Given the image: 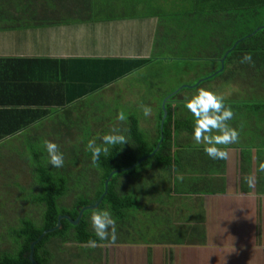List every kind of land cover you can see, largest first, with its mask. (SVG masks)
Listing matches in <instances>:
<instances>
[{
	"label": "trees",
	"instance_id": "16d2710c",
	"mask_svg": "<svg viewBox=\"0 0 264 264\" xmlns=\"http://www.w3.org/2000/svg\"><path fill=\"white\" fill-rule=\"evenodd\" d=\"M171 22L189 24L191 37L201 33L202 39L208 32L199 24H219L213 35L219 44L208 57L217 69L195 87L212 82L217 89L233 87L229 104L237 113L250 109V116L232 121L244 140L227 147L224 160H210L199 146L181 141L191 136V119L178 117L174 107L182 101L175 99L199 79L167 93L151 127L137 109H124L126 119H116L121 103L116 82L163 61L154 49L162 46L164 25ZM147 24H156L150 34ZM50 28L55 34L46 36L54 44L50 40L44 49L39 39L24 43L32 57L0 56V151L13 149L16 173L29 178L27 184L14 177L0 183V244L6 245L0 247V264H30V244L60 216L74 221L80 207L94 204L113 170L119 172L97 209L111 210L115 241L95 237L93 210H86L75 225L60 219L61 228L33 246L37 264H110L104 256L113 251L135 264H264V173L257 170L264 159V0H0V40L12 38L11 48H23L16 37L23 32ZM89 32L104 44L84 41ZM223 35L232 37L221 42ZM51 46L54 54L70 55L47 57ZM246 52L252 61L240 63ZM131 93L126 97L135 107L138 96ZM113 128L126 130L128 142L93 166L87 141ZM44 139L59 145L63 168L47 165ZM245 177H251V186ZM150 181L156 185L147 195ZM14 191L36 210L9 215ZM89 240H96L95 247ZM63 246L73 250L69 257L59 256Z\"/></svg>",
	"mask_w": 264,
	"mask_h": 264
},
{
	"label": "rangeland",
	"instance_id": "374dc122",
	"mask_svg": "<svg viewBox=\"0 0 264 264\" xmlns=\"http://www.w3.org/2000/svg\"><path fill=\"white\" fill-rule=\"evenodd\" d=\"M212 19H215V17L211 16L209 17ZM214 20H212L209 23H213ZM207 33V37L204 39L199 38L203 37L201 33H197V36L192 38L194 34L189 30V24H174V22L167 23L165 24V30H166V35L164 34L162 37V46H159L157 48L158 51H155L154 49V55L157 58H163V61H154L150 63L147 66L142 67L141 69L137 70L133 75L129 74L125 76L122 79H119L116 82V85L118 86L117 90H121V93L115 94V97L119 99V102L116 104V108L118 111H122L124 109H127V112H134L133 110L137 109L138 114H140V118L143 119V122H146L150 127L152 126L150 120L152 119V116L155 112H158V109L162 105V99L163 97L171 92V91H176L179 87H184V86H191V83H194L197 79H200L201 77H204L208 75L211 71L214 69H217V63L214 62V64L209 63L210 60H208L209 56L212 55L213 51H216L215 46L218 43L217 40L214 42L213 40V35L214 31L218 30L220 27L218 26L219 24H199ZM207 25V27H206ZM156 26V24H147L148 33L150 34L153 30V28ZM170 28V35L172 38H169L170 35L168 34L167 30ZM180 28V29H179ZM203 31L202 33H205ZM198 32V31H197ZM37 33V37H40L41 35H51L55 34L54 29H48L47 32H34ZM191 37V38H190ZM231 35H223L221 37V42H227L228 39H231ZM12 38H6V40L1 39L0 40V56L3 55H8V54H14V55H29L32 51L30 47H26L24 44L23 48L19 49H14L11 48V46H14L13 43H11ZM215 39V38H214ZM40 43L45 46L46 44H49L45 39H39ZM32 44V43H30ZM47 46L43 47L44 49ZM66 56L70 54H65ZM183 58L185 60L183 61ZM220 68V66H219ZM220 70V69H219ZM200 81V80H198ZM197 81V82H198ZM186 84V85H185ZM202 84V83H201ZM200 84V85H201ZM215 84L214 82L210 84H205L203 83L199 87H209L211 89L213 88V85ZM197 84L194 86L189 87V89H183L180 93V99H183L184 96L188 95L193 89H195ZM220 85V84H219ZM121 86V88H120ZM132 88L131 90L129 89ZM151 87V88H149ZM131 91H136L137 93V100L135 103V107L133 105L129 106L130 104V99L127 100V97L134 95L131 93ZM125 96V99L121 98ZM127 96V97H126ZM149 105L151 106L152 109V114L149 117H144L141 113L140 105ZM127 107V108H125ZM125 113V112H124ZM126 114V113H125ZM180 115L185 116L186 118H191L190 114L187 113V111L183 108L180 109ZM119 121V120H118ZM116 121V122H118ZM143 123V129H144V124ZM147 125V126H148ZM149 133V132H148ZM181 141L183 143H194L191 140V136H183L181 138ZM75 143V145H74ZM73 147H79V145L74 142ZM77 145V146H76ZM8 153L6 150L0 151V183L4 182L9 179L12 181L13 177L17 179L20 183L27 184L29 181V178H25V175L17 174L16 172H20L18 167L15 165L16 162H14L11 158V156L14 157L15 152L13 149H9ZM12 177V178H10ZM90 178V177H89ZM145 183H149L147 180L144 181ZM151 187L147 190V195L150 193L152 188L154 187L153 185H156V182L150 181ZM75 187H77L75 185ZM159 193L158 190H154L152 195L157 196ZM7 194V193H6ZM85 194V193H83ZM78 195H81L80 193ZM8 198V194L6 196ZM148 197V196H144ZM200 200V199H199ZM9 213H17L22 215L24 212H30L33 213L36 210V207L33 209L32 206H27L24 202L19 201L18 196L16 195V192L14 191L9 198ZM70 201V199H68ZM13 209V211H12ZM29 213V214H31ZM34 215V214H33ZM171 215V213H167L165 216ZM144 222H148V220H144ZM5 244L3 241H1L0 247L3 249L5 248ZM68 251L70 253H73V250L69 248H65L64 246L62 249H59V256L61 257H69ZM105 260H109L110 264H135L132 262H129L124 260L122 258L118 259L117 255L114 254V251L112 252L111 255L104 256ZM72 263H75L73 261ZM141 264V263H139Z\"/></svg>",
	"mask_w": 264,
	"mask_h": 264
},
{
	"label": "clouds",
	"instance_id": "9594fccd",
	"mask_svg": "<svg viewBox=\"0 0 264 264\" xmlns=\"http://www.w3.org/2000/svg\"><path fill=\"white\" fill-rule=\"evenodd\" d=\"M251 53H244L240 63L251 62ZM183 109L191 116V140L199 146L204 155L210 160H224L228 152L227 146L236 144L239 140V129L234 127L230 121L233 120L232 107L226 103L223 95L209 87H196L188 95L183 97ZM144 117L152 114L151 106L140 105ZM116 119L124 121L126 115L120 111ZM126 130L113 128L100 134L98 137L89 139L85 148L90 152V161L96 166L102 155H107L111 148L116 145L122 146L128 142ZM97 140L99 143H97ZM43 150L46 153L47 165L52 168L61 169L65 164L64 153L54 140L44 139ZM257 170L264 173V159H262ZM182 179V177H177ZM245 181L251 186V177H245ZM90 226L96 238L101 241L116 239V219L107 207L95 209L89 216ZM89 247H95L96 240L88 241Z\"/></svg>",
	"mask_w": 264,
	"mask_h": 264
},
{
	"label": "crops",
	"instance_id": "0c3cea01",
	"mask_svg": "<svg viewBox=\"0 0 264 264\" xmlns=\"http://www.w3.org/2000/svg\"><path fill=\"white\" fill-rule=\"evenodd\" d=\"M50 29H54V28H50ZM55 30V29H54ZM43 32V33H45V32H47L46 30H44V29H42V30H36V31H33L32 33H31V31H27V32H23L22 33V35L21 36H16L17 37V41H21L23 44L25 43H28V41L29 40H33V39H45L47 42L48 41H50L51 40V36L50 37H47L46 35H41L40 37H37V33H34V32ZM84 37H85V40L84 41H94V42H98V43H102V40L100 39V38H98L97 37V35H95V34H92V33H88V34H86V35H84ZM2 39V38H1ZM77 50V49H76ZM25 56H27V55H25ZM33 55H30L29 54V57H32ZM69 56V55H68ZM68 56H66L65 54H62V55H60V54H54L53 52H51L50 54H47V57H51V58H66V57H68ZM73 56H75V55H72V57ZM185 60V59H184ZM208 60H211L210 58L208 59ZM212 61H209V63H211ZM211 64H214V62L213 63H211ZM212 72V71H211ZM203 78V77H202ZM202 78H200L199 80L201 81L202 80ZM186 85V84H185ZM214 87V89L213 90H215L216 92H218L219 94H221V95H223L224 96V98H225V101H226V103L227 104H229V102H230V100H232V99H230L231 97H233V93H234V88L233 87H229V88H221V89H219V87H218V89L216 88V85L215 84H212ZM183 99H180V96L178 97V99H175V103L176 102H180V101H182ZM231 107H232V109H233V112H234V117H233V120L232 121H234L237 117H239L238 115H241V116H250V114H248V110H250V109H248V110H246L245 108H242L241 109V111H240V113H237L234 109V107H236V105L234 106V105H231V104H229ZM175 108V111H176V114L178 115V117L180 118H184V119H186V117L185 116H182V115H180V109L181 108H183V105H179V106H175L174 107ZM240 116V117H241ZM189 119H191V118H189ZM232 121H230V123L232 124ZM260 126L261 127H263L264 128V125L263 124H260ZM235 127V126H234ZM182 135H183V133H182ZM184 136V135H183ZM244 136H242L241 134H239V140H238V142H242L244 139H242ZM234 145V144H233ZM233 145H229L230 147H232ZM229 146H227V147H229ZM228 149L229 148H227V151H228Z\"/></svg>",
	"mask_w": 264,
	"mask_h": 264
},
{
	"label": "water",
	"instance_id": "95a60500",
	"mask_svg": "<svg viewBox=\"0 0 264 264\" xmlns=\"http://www.w3.org/2000/svg\"><path fill=\"white\" fill-rule=\"evenodd\" d=\"M258 29H260V27H258L256 30H258ZM97 37L100 38L101 40H104L102 37H99V36H97ZM54 42H55L54 39H51V43L54 44ZM100 44H104V43L102 42V43H100ZM234 45H235V44H234ZM234 45L232 46V48L234 47ZM50 50H51V52L53 51V53H54L56 49H55V47L51 46V47H50ZM229 51H230V50L226 51L224 57L227 55V53H228ZM121 52H122V51H121ZM59 54H60V53H59ZM124 55H125V54H124ZM76 56H77V55H76ZM85 57H91V56H85ZM124 57H130V56H129V55H126V56H124ZM220 64H221V67H220V70H221L222 67H223V59L220 60ZM199 82H200V81L196 82L195 84H199ZM195 84H194V85H195ZM164 105H165V101L162 103V108H164ZM165 116H166V112L163 111V116H162L161 123L163 122ZM161 140H162V137L160 138L159 142L157 143V145H156L154 151H153L149 156H152V155L154 154V152H156V151L158 150V147H159V145H160V143H161ZM144 159H145V158H142L141 161H143ZM136 165H137V164H136ZM128 169H130V168H128ZM118 172H119L118 170H113V171H111V173L108 175V177H107L106 180L104 181V191H103V194L100 196V198H99L94 204L80 207V208L78 209V212H77V217H76V219H75L74 221H71L67 216H64V217H63V216H60V217L57 219L56 225H55L53 228L43 231V232L41 233V235L37 238V240H35L34 242H32V243L30 244V255H29V257H28V260H29V263H30V264H37V263L33 260V258H32L33 246H34V245H35V244H36V243H37V242H38V241H39V240H40V239H41L46 233L53 232V231H55L56 229H60V228H61L60 219L65 218V219H67L71 224L75 225V224H77V223L79 222V220H80V218L82 217L84 211H86V210H95V209H97L98 205L101 203L103 197H104V196L106 195V193H107V184H108V182L110 181L111 176H112L113 174H115V173H118Z\"/></svg>",
	"mask_w": 264,
	"mask_h": 264
}]
</instances>
